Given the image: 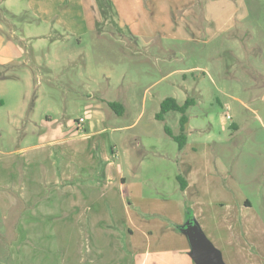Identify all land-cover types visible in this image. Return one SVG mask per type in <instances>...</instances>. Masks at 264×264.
I'll list each match as a JSON object with an SVG mask.
<instances>
[{"label": "rangeland", "instance_id": "1", "mask_svg": "<svg viewBox=\"0 0 264 264\" xmlns=\"http://www.w3.org/2000/svg\"><path fill=\"white\" fill-rule=\"evenodd\" d=\"M245 1L239 30L190 43L154 36L173 22L135 39L109 14L67 40L28 0L0 1V264H90L75 208L119 234L114 264L192 219L224 264H264V0ZM170 97L194 100L182 150L165 131L181 114L156 119Z\"/></svg>", "mask_w": 264, "mask_h": 264}, {"label": "crops", "instance_id": "2", "mask_svg": "<svg viewBox=\"0 0 264 264\" xmlns=\"http://www.w3.org/2000/svg\"><path fill=\"white\" fill-rule=\"evenodd\" d=\"M111 1L115 9L114 20L117 27L123 31L127 30L138 40L145 35H151V33L145 34L143 32L142 27L144 25L142 23L148 27L153 24L154 27H159V22H173L175 23L174 26L169 24V27L163 28L164 31H160L161 33L154 36L163 39L183 40L185 43L200 42V39H204V42L206 39L207 41L212 40L239 30L249 16L245 0ZM65 2L66 0H28L29 5L35 7V13L43 22L47 24L52 22L66 31L68 37L66 36L65 39L67 40H70V37L79 38L88 33L97 34L99 32L103 23V15L96 0H69L67 5ZM60 35L63 37L62 34ZM189 171L188 180L180 177L186 185L185 192L194 186V173L192 174V172L195 171L192 167H189ZM7 194L10 200L15 201L11 193ZM240 206L243 213L249 212L254 207L249 199L240 202ZM92 210L89 209V213L87 210L75 208L81 221L80 224L76 223L78 228L83 230L85 226L89 227V231L85 234H89L90 238H84V242H81L80 245L88 246L90 264H114V256L109 253V243L106 239L111 241L115 235L119 236V234L113 232L112 229L105 228L108 226L112 228V225L108 223L104 224L92 220L87 222L82 216L86 214L90 216L91 214L92 219H94L95 213L91 212ZM174 224L175 227L172 225L174 230L172 237L170 240L167 239L168 245L164 248L157 246L153 251L148 247L149 252L137 264H197L192 257V246L184 229L189 225H197L200 228V225L193 219ZM63 227H68V225L64 224ZM125 230L133 234L131 229ZM119 231H122L120 226ZM124 260H126L124 264H136L132 260L129 263L127 257Z\"/></svg>", "mask_w": 264, "mask_h": 264}, {"label": "trees", "instance_id": "3", "mask_svg": "<svg viewBox=\"0 0 264 264\" xmlns=\"http://www.w3.org/2000/svg\"><path fill=\"white\" fill-rule=\"evenodd\" d=\"M97 2H98L99 8L104 18H106L108 14L112 15L113 18L115 17V9H114V5L111 0H97ZM193 104H194L193 99H187L183 104H180L175 98H171V97L166 98L161 103L160 112L156 115L157 120L164 121L166 114L169 112H177L181 114V118H180L181 133L180 135H174L168 127H165L166 133L178 143L180 150H182L187 143L185 127H186V124L188 123V117L186 113ZM109 106L111 109L118 112L120 115L124 111V107L120 103L110 102ZM178 181L180 182L181 189L184 191L186 188L185 183L182 181L180 177H178Z\"/></svg>", "mask_w": 264, "mask_h": 264}, {"label": "water", "instance_id": "4", "mask_svg": "<svg viewBox=\"0 0 264 264\" xmlns=\"http://www.w3.org/2000/svg\"><path fill=\"white\" fill-rule=\"evenodd\" d=\"M192 246V257L197 264H224L220 252L215 249L197 225L184 229Z\"/></svg>", "mask_w": 264, "mask_h": 264}, {"label": "built area", "instance_id": "5", "mask_svg": "<svg viewBox=\"0 0 264 264\" xmlns=\"http://www.w3.org/2000/svg\"><path fill=\"white\" fill-rule=\"evenodd\" d=\"M227 119H228V120H232V118H231L230 115H227Z\"/></svg>", "mask_w": 264, "mask_h": 264}]
</instances>
